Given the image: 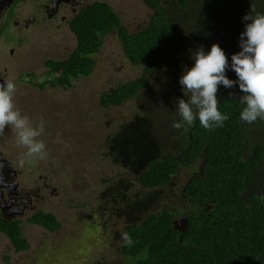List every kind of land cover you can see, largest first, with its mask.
Segmentation results:
<instances>
[{
	"label": "trees",
	"instance_id": "1",
	"mask_svg": "<svg viewBox=\"0 0 264 264\" xmlns=\"http://www.w3.org/2000/svg\"><path fill=\"white\" fill-rule=\"evenodd\" d=\"M148 1L154 8L152 19L136 31L120 25L115 13L106 7L90 10L77 22L78 45L71 56L63 61H45L53 70L50 83L70 86L78 75L88 74L94 63L90 54L98 51L104 36L115 30L128 61L139 65L137 74L105 89L99 104L120 105L144 94L140 102L144 105L136 112L144 118H137L132 112L123 129L127 126L141 130L149 140L147 151L138 157L132 152L122 153L114 146L110 153H101L104 157L98 168L104 171L110 166L112 153L126 166L134 163L140 167L132 182L139 183L141 189L132 195L127 192L122 208L125 211L141 207L150 197L158 196L160 203L163 190L173 187L174 178L180 185L179 196L175 195L160 210L144 217L128 214L120 218L124 222L122 233H129L134 242L130 248L123 246L120 237L118 252L126 259L123 264H264V142L249 137V131L263 127L264 121L241 122L239 113L245 105L239 101L243 93L238 84L231 89L220 85L218 110L229 115L223 127L209 132L200 126L198 119L187 131L172 127L180 119L176 98L187 99L179 80L185 69L194 65L192 54L200 46L208 52L216 43L224 50L230 65L231 56L241 50L240 34L248 23L242 18L250 13L251 7L264 14V0ZM169 43L175 48H170ZM226 75L238 79L230 69ZM156 79L157 82H151ZM68 119L58 120L63 123ZM181 169L193 172L188 179L181 180ZM101 179L105 189L113 186L110 178ZM95 205L94 198L92 202L87 199L78 204L70 200L50 202L48 208L31 216L30 221L54 233L62 228L58 218L63 215L67 218L74 211L86 213L85 206L95 208ZM106 209L105 206L96 209L97 217H102L98 213H106ZM108 215V219L113 218ZM74 218L83 223L76 246L87 249L90 255L94 242L98 241L93 230L102 228L95 224L96 218ZM19 228V223L3 227L16 251L29 245Z\"/></svg>",
	"mask_w": 264,
	"mask_h": 264
},
{
	"label": "rangeland",
	"instance_id": "2",
	"mask_svg": "<svg viewBox=\"0 0 264 264\" xmlns=\"http://www.w3.org/2000/svg\"><path fill=\"white\" fill-rule=\"evenodd\" d=\"M26 29L30 27H22L18 30L6 28L0 41V54L7 53L10 56V50H13L15 53L12 58L16 62L22 61L24 70L35 71L38 74L46 66L45 59L51 57L48 52L42 56L39 54L41 51H46L42 38L48 37L50 30L39 28L36 31H30L36 34L27 42L21 33ZM169 45L170 48H175L170 43ZM121 47L116 32L108 33L103 38V44L95 56L96 64L92 73L73 79L70 86L62 87L55 83L52 85L47 83L50 82V78L41 75L27 77L22 73L19 77L20 81L16 83L18 92L15 97L17 107L23 114L28 115L34 124H38L40 118L45 121V132L40 139L46 145L48 156L45 160L34 161L36 169L42 168L52 172L56 171L59 165L68 168L67 174L66 170L62 169L48 175V181L59 187V189L53 187L55 190L52 192L51 202H57L58 198L62 202L70 200L78 204L87 199L92 202L94 198L96 205L95 208L85 206L86 213L74 211L70 212L67 218L65 215L61 216L58 220L62 228L54 233L37 225H22L23 234L30 247L28 245L27 249L16 252L11 245L0 239V264H28L31 258L32 264H89L94 260L97 264H123L126 259L118 252L124 224L120 218L128 214L132 217L136 214L144 217L147 213L156 209L160 210L162 206L173 201L175 195L179 196L180 182L174 178L173 187L163 190L160 203L158 196L150 197L141 207L134 208L138 211H125L122 208L127 192L132 195L141 189L139 183L132 182L136 170L140 167L133 163L129 165V168L119 156H114L112 153L110 166L104 171L98 168V162L104 157L101 153H110L114 146H117L118 151L122 153L132 152L130 154L141 157L146 153L149 144V140L143 137L141 130L137 127L126 126L123 129L132 112L135 117L144 118L143 115H136L138 107L144 105L140 103L144 94L141 93L142 95H138V98L125 100L120 105L104 107L99 104L105 89L124 82L139 72V65L131 64ZM1 61L0 57V63ZM44 81H46L45 84ZM151 82H157V79ZM149 90L153 91V88L150 87ZM150 116L153 117L152 114ZM60 117H69V119L62 123L58 120ZM75 118L77 120H70ZM262 126L249 131L250 139H260L264 142V123ZM55 130H57L56 133ZM5 133H11V130L6 129ZM10 136L4 135V143L7 142L6 150L10 151L8 148H11L23 154L25 149L16 145L13 133V141L7 140ZM190 172L193 170L181 169L179 178L188 179ZM101 177L110 178L113 186L105 189L106 184ZM114 194L115 197H113ZM142 194L144 193L139 195ZM148 203H151L152 207L150 205L142 207ZM102 206L107 207L106 213L97 212L102 216L98 218L96 209ZM108 214H112L113 218L108 219ZM77 216L83 219L96 218L95 224L102 228L99 230L98 226L93 230L94 237L98 241L94 242L93 253L90 255L87 249L76 246L79 243L76 236L78 232H83L82 221L74 218ZM71 236L74 237L70 238ZM5 247L7 250L3 252Z\"/></svg>",
	"mask_w": 264,
	"mask_h": 264
},
{
	"label": "flooded vegetation",
	"instance_id": "3",
	"mask_svg": "<svg viewBox=\"0 0 264 264\" xmlns=\"http://www.w3.org/2000/svg\"><path fill=\"white\" fill-rule=\"evenodd\" d=\"M98 7H106L112 10L118 17L120 25L134 31L148 25L154 13V8L148 0H0V41L6 28L18 30V28L30 27V29L21 32L23 39H26L27 42L36 34L30 31L47 28L50 30V35L42 38V41L45 42L43 46L46 51H41L39 54L41 56L46 52L50 54L51 57L46 58L45 61L49 59L53 61L66 60L78 45L77 22L82 19V15ZM97 52L90 54L94 63L88 74L92 73L96 64ZM14 53L13 50H10V56L7 53L0 54L2 59L0 83L7 78H13L17 83L20 81L19 77L22 73L26 74L27 77L41 75L45 78H51L53 70L48 66L43 65L44 69L38 74L35 71L27 72L24 70L22 61L16 62L12 58ZM79 77L82 76L78 75L76 78ZM45 83L46 81H44ZM12 133V131L5 133L11 135L7 138L11 142L13 141ZM4 140V136L0 137V239L12 246L10 238L3 231V227L19 223V230L22 234V225L33 224L40 227V225L32 223L30 217L42 209L48 208L52 192L59 189L58 185L48 181V175L62 169H65L67 174L68 168L59 165L56 167V171L50 172L42 168L36 169L35 162L28 160L23 167H20L18 161L22 154L11 148H8L10 151H7L5 148L7 142L4 143ZM57 200L60 199L57 198ZM6 250L7 247L3 249V252ZM5 259L8 260V258ZM28 264H32V258Z\"/></svg>",
	"mask_w": 264,
	"mask_h": 264
},
{
	"label": "clouds",
	"instance_id": "4",
	"mask_svg": "<svg viewBox=\"0 0 264 264\" xmlns=\"http://www.w3.org/2000/svg\"><path fill=\"white\" fill-rule=\"evenodd\" d=\"M242 19L248 23L240 34L241 50L231 56L230 65L224 50L216 43L208 52L200 46L192 54L194 65L186 68L179 80L187 99L176 98V111L180 117L172 125L176 130L183 128L187 131L197 119L200 126L209 132L224 126L229 115L218 110L220 85L231 89L238 84L243 93L239 101L245 105L239 113L241 122L253 124L257 120L264 121V14L251 7L250 13ZM229 69L235 72L237 80L227 77ZM17 92L13 78L0 83V137L5 135L6 129L14 133L16 145L25 149L18 161V165L23 167L26 160H45L48 152L40 139L45 132L44 119L40 118L38 124H34L28 115L23 114L15 103ZM121 239L123 246L132 247L134 242L129 233L123 232Z\"/></svg>",
	"mask_w": 264,
	"mask_h": 264
}]
</instances>
